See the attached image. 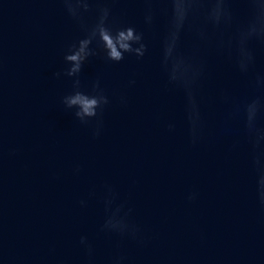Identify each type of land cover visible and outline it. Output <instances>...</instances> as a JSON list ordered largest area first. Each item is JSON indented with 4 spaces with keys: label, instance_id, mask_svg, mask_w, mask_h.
<instances>
[{
    "label": "water",
    "instance_id": "1",
    "mask_svg": "<svg viewBox=\"0 0 264 264\" xmlns=\"http://www.w3.org/2000/svg\"><path fill=\"white\" fill-rule=\"evenodd\" d=\"M118 23L144 30L149 51L141 60L119 63L91 58L85 80L99 75L117 99L104 113V128L93 139L87 127L63 110L58 98L70 88L51 78L63 65V50L79 34L56 0H0V212L8 256L22 264H55L56 257L80 264L78 239L87 234L98 264L117 248L114 237L98 233L103 216L97 194L113 184L134 209L149 243L120 246L134 264H264V212L254 194L247 146H231L219 134L220 105L206 108L209 134L196 147L187 143L183 98L166 87L159 69L161 17L153 30L142 22L138 0H115ZM192 43L185 37V47ZM256 70L264 71V47ZM205 97L227 86L249 93L245 78L226 62L211 60ZM129 79L135 84L129 86ZM176 124L168 132L166 124ZM15 148V155L8 149ZM79 164L81 172L73 174ZM195 191L189 203L185 196ZM88 198L87 207L78 201Z\"/></svg>",
    "mask_w": 264,
    "mask_h": 264
},
{
    "label": "clouds",
    "instance_id": "2",
    "mask_svg": "<svg viewBox=\"0 0 264 264\" xmlns=\"http://www.w3.org/2000/svg\"><path fill=\"white\" fill-rule=\"evenodd\" d=\"M63 13L78 29V35L63 50V65L53 71L51 78H67L70 88L61 94L58 102L80 125L87 127L93 139L104 128V113L117 99L126 106L128 98L102 83V77L85 80L82 71L91 58L119 63L126 56L141 60L149 51L144 30L131 23H118L111 7L115 0H56ZM142 4V22L153 30L158 20L164 18L160 38L159 69L166 87L177 90L183 98L185 136L191 147L201 144L209 134L206 108L220 105L223 108L218 121L219 134L232 137L231 146L243 142L247 146L249 166L254 174L255 201L264 212V71L256 70L257 48L264 47V0H138ZM192 43L185 47V37ZM226 61L236 73L245 78L249 93L237 96L231 88L220 86L213 95L205 97L204 90L212 79L211 60ZM0 58V72H2ZM135 80L129 79L128 85ZM174 132L176 124H166ZM17 149L9 148L15 155ZM4 145L0 127V160ZM74 175L81 166L75 165ZM190 191L185 199H197ZM88 197H96L103 209L97 231L118 241L117 248L101 264H134L121 248L129 242L138 248L148 245L149 239L142 224L134 218V209L121 197L117 188L105 182L99 194L95 190ZM87 207L88 198L78 201ZM81 251L80 264H98L96 249L87 234L78 239ZM0 264H22L5 252L3 220L0 212ZM55 264H69L67 258L56 257Z\"/></svg>",
    "mask_w": 264,
    "mask_h": 264
}]
</instances>
